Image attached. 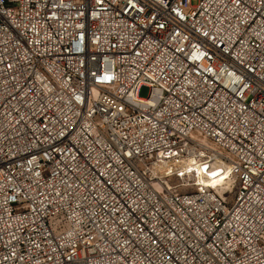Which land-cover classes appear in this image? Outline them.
<instances>
[{
    "label": "built area",
    "instance_id": "2783aa9c",
    "mask_svg": "<svg viewBox=\"0 0 264 264\" xmlns=\"http://www.w3.org/2000/svg\"><path fill=\"white\" fill-rule=\"evenodd\" d=\"M0 264H264V0H0Z\"/></svg>",
    "mask_w": 264,
    "mask_h": 264
},
{
    "label": "bare ground",
    "instance_id": "6f19581e",
    "mask_svg": "<svg viewBox=\"0 0 264 264\" xmlns=\"http://www.w3.org/2000/svg\"><path fill=\"white\" fill-rule=\"evenodd\" d=\"M177 169L185 174L198 175V187L208 188L216 194L226 199V195L232 193L236 176L234 175V166L228 163L219 155L212 154L208 159H198L195 155L180 159L177 164L175 162H166L159 168V172L163 175ZM158 171V170H157Z\"/></svg>",
    "mask_w": 264,
    "mask_h": 264
},
{
    "label": "rangeland",
    "instance_id": "374dc122",
    "mask_svg": "<svg viewBox=\"0 0 264 264\" xmlns=\"http://www.w3.org/2000/svg\"><path fill=\"white\" fill-rule=\"evenodd\" d=\"M200 0H192L193 6L198 5ZM150 89L147 87H143L140 90V97L142 98H147L149 96ZM201 183H199L198 175L196 176L195 174L192 175H187L183 178H177V177H172L169 185L175 190L181 192V193H192L197 191L199 188L198 186ZM237 191V180L235 183V187L232 191V193L226 195V200L228 202H232L234 199V196Z\"/></svg>",
    "mask_w": 264,
    "mask_h": 264
}]
</instances>
